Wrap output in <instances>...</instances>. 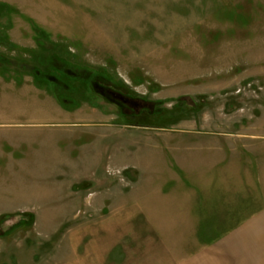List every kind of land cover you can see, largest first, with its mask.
<instances>
[{
  "label": "rangeland",
  "instance_id": "obj_1",
  "mask_svg": "<svg viewBox=\"0 0 264 264\" xmlns=\"http://www.w3.org/2000/svg\"><path fill=\"white\" fill-rule=\"evenodd\" d=\"M0 6V264H185L234 227L196 168L264 203V0Z\"/></svg>",
  "mask_w": 264,
  "mask_h": 264
},
{
  "label": "crops",
  "instance_id": "obj_2",
  "mask_svg": "<svg viewBox=\"0 0 264 264\" xmlns=\"http://www.w3.org/2000/svg\"><path fill=\"white\" fill-rule=\"evenodd\" d=\"M198 172L199 169L196 168V173H190L191 178L196 183V192L206 194L207 207L201 210L198 206L199 199L203 198L199 195L194 208H191L200 215L202 211L205 212L204 215L211 219L200 223L234 227L228 228L207 247L189 256L187 263L264 264V203L247 207L245 168L228 169L215 166L206 169L204 176L207 182H211L206 184H202L201 180V183L198 182V178L203 176ZM209 202L212 204L209 205ZM199 217L203 219V215Z\"/></svg>",
  "mask_w": 264,
  "mask_h": 264
},
{
  "label": "flooded vegetation",
  "instance_id": "obj_3",
  "mask_svg": "<svg viewBox=\"0 0 264 264\" xmlns=\"http://www.w3.org/2000/svg\"><path fill=\"white\" fill-rule=\"evenodd\" d=\"M94 81V79H92ZM96 87V86H95ZM97 87H100V89H103L104 90V95L106 96V98H109L110 101H112V103L114 102L116 107L120 108V110L123 112V113H126V109L130 110L132 113L128 114V115H131V114H137V109L140 108V110L142 109H149V103L146 102L145 100L143 99H140L138 97H130V96H127V95H117L115 96L113 93H116L114 92L112 89H108L110 87H106V86H97ZM98 89V88H97ZM95 89V90H97ZM99 90V89H98ZM129 98H136L138 101L137 103H132L130 101Z\"/></svg>",
  "mask_w": 264,
  "mask_h": 264
},
{
  "label": "trees",
  "instance_id": "obj_4",
  "mask_svg": "<svg viewBox=\"0 0 264 264\" xmlns=\"http://www.w3.org/2000/svg\"><path fill=\"white\" fill-rule=\"evenodd\" d=\"M2 7H5V6H0V11L3 9ZM4 59V58H3ZM54 62H56L55 60H53V63ZM55 66H57L56 65V63H55ZM59 66V65H58ZM60 66H61V68H64V67H66L64 64H60ZM130 99V101L134 104V103H137L138 101H136L137 99L136 98H129ZM179 100V99H178ZM181 100V99H180ZM157 103L158 104H160V101H157ZM149 110V112H152L151 111V109H148ZM163 109L161 108L160 109V111H162ZM122 114H123V116L125 115V116H128L129 117V115L127 114V113H123V112H121ZM22 223H24V221H19L18 222V225L17 226H19V225H21Z\"/></svg>",
  "mask_w": 264,
  "mask_h": 264
}]
</instances>
